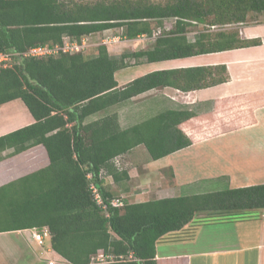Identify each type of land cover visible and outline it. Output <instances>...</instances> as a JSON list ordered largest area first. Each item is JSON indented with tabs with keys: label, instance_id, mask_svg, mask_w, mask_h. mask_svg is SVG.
Listing matches in <instances>:
<instances>
[{
	"label": "trees",
	"instance_id": "obj_1",
	"mask_svg": "<svg viewBox=\"0 0 264 264\" xmlns=\"http://www.w3.org/2000/svg\"><path fill=\"white\" fill-rule=\"evenodd\" d=\"M261 14L264 0H0V52L62 45L65 38L80 43L111 29H121L126 40L152 37L153 22L161 30L149 49L120 58L102 44L93 57L83 51L23 57L19 66L0 72V107L20 100L33 118L0 136V162L6 150L18 156L39 146L48 159L47 166L0 186V233L47 228L43 246L69 264H91L100 253L112 259L95 264H157V242L197 215L264 209V184L136 203L121 198L122 207L110 205L120 197L107 189V178L126 176L114 161L133 148L144 146L156 161L192 145L181 128L195 116L192 110L168 109L123 129L117 106L153 89L187 93L229 79L225 65L203 66L153 71L119 87L115 73L131 67L127 59L155 63L260 45L229 29L201 32L190 41L187 29L238 28ZM166 19H174L168 30ZM101 113L106 114L91 119ZM90 184L98 188L102 205Z\"/></svg>",
	"mask_w": 264,
	"mask_h": 264
},
{
	"label": "crops",
	"instance_id": "obj_2",
	"mask_svg": "<svg viewBox=\"0 0 264 264\" xmlns=\"http://www.w3.org/2000/svg\"><path fill=\"white\" fill-rule=\"evenodd\" d=\"M239 29L241 38L259 39L261 44L140 65L151 64L157 70L142 71L134 68L133 72L121 73L118 77V72L115 73L119 87L153 71L178 68L225 65L229 75L227 82L209 88L187 93L169 87L153 89L117 106L116 112L123 129L137 123L126 124L125 119H132L138 114L149 118L168 109H189L195 114L181 125L184 133L192 140L189 147L156 161L149 160L143 166L136 162L135 154L139 146L122 157L123 166L118 169L126 172V176L119 181H114L110 176L107 181L108 186L112 183L118 185L116 192L119 191L123 199L130 203L147 201L141 200L140 191L129 194L127 185L133 179L138 184L140 182L141 188L149 185L147 189L157 192L159 196L155 199L176 197L184 189L191 191L186 195H193L219 191L218 185L223 189H231L264 184V22L244 24ZM104 114H96L91 119H98ZM31 123L33 118L28 117L25 124L1 132L0 135ZM196 150H204L209 160L202 170L203 176L189 181V176L185 178L183 173L193 164L190 158L197 153ZM32 152L44 154L42 167L34 171L48 165L47 156L40 146L20 155ZM20 155L11 158H19ZM179 156L183 158L178 159ZM3 162H0V166L4 165ZM166 168L171 169L173 179L170 184L164 185L162 182L166 178L163 171ZM3 174L0 171V177ZM2 179L0 186L15 180L11 178L2 183ZM190 186H193V190L189 189ZM108 188L113 192V189ZM24 231L29 233L27 238L0 239V264H69L52 251L48 244L39 246L32 238V229L15 233ZM171 234L177 235L171 237ZM170 240L174 243H166ZM167 244H182L186 247L174 249L173 252L159 249L160 245ZM155 261L157 264H264V209L197 215L183 229L169 233L157 242Z\"/></svg>",
	"mask_w": 264,
	"mask_h": 264
},
{
	"label": "rangeland",
	"instance_id": "obj_3",
	"mask_svg": "<svg viewBox=\"0 0 264 264\" xmlns=\"http://www.w3.org/2000/svg\"><path fill=\"white\" fill-rule=\"evenodd\" d=\"M78 2H96V1H112V0H76ZM144 1H150L152 3H161L164 4L170 0H144ZM264 22V14L261 15H257V16H249V21L247 24L252 25V24H256V23H263ZM174 24V19H166L163 21V25L165 27L164 30H168L170 29V27ZM239 26V25H238ZM153 27L154 29L156 28L157 32L159 30L158 25L156 26V22H153ZM239 30V34H240V29L239 27L237 28V26H208V25H195V26H190L187 29V37L190 41H193L196 37L198 33L201 32H210V33H215V32H219V31H227V30ZM121 29H111V30H106L102 33H97L94 34L92 36L86 37L84 38L83 42H84V51L85 55L87 57H93L97 55V49L100 45L104 44L107 46L108 49V53L109 55H111L114 58H120L123 54L126 53H132V52H137V51H141V50H145V49H149L152 44H153V40L151 38L145 37V38H137L135 40H126L122 37L121 35ZM241 36V35H240ZM140 62H135L134 59L132 58H128L127 59V64L131 65L132 68H128V69H123V71H118L117 73V77L121 75V73H131L133 72L134 68H138L143 70H157L158 68L151 65V64H145L143 66H140L142 63H145L146 60L145 59H141L139 60ZM134 66V67H133ZM114 111V110H113ZM158 112V111H157ZM28 117L31 118V116L29 115V112L26 110V107L24 106V104L20 101V100H15L12 102H9L3 106L0 107V133L1 132H5L7 130L19 127L23 124H25V122L27 121ZM144 115H136L135 117H133L132 119H125V121H127L126 124H131V123H135V122H141L142 120H144ZM2 136V135H0ZM138 151L136 152V162L139 166H143L147 161L150 160L149 155L145 149L144 146H139ZM197 153H195V155H193V157H191L190 159H192L191 163H193L191 165V167H189V169H186L185 173H183V176H185V178H187L189 176V181L194 179H198L200 178V176L204 173L202 170L205 168L204 165H206L207 160H209L208 155L206 154V152L204 150H196ZM43 153L39 154L38 152H32L30 154H25L23 156H19V158H11L12 157V150H6L5 152H3L1 154V159H3V163L2 166H0V171H2L4 174L1 176L3 179L1 180L2 183H5L8 179H15L16 176L18 175H23L25 173L28 172H32L35 169H37L39 166L42 165V159H43ZM33 158V159H31ZM35 158V159H34ZM182 156H179L178 159H182ZM44 160V159H43ZM123 159L119 160L120 166H123ZM34 162V163H33ZM195 164V165H194ZM42 167V166H41ZM152 169H154L152 167ZM171 169L169 170V168H166V170L163 171V174L165 176V182H162V184L166 185V184H170V182L172 181L173 177H171ZM7 173V175H6ZM9 173H12V175H9ZM27 175V174H25ZM23 175V176H25ZM134 175V174H133ZM11 176V177H9ZM203 176V175H202ZM0 177V178H1ZM9 177V178H8ZM138 181L135 179H133L132 181H130L127 185L128 190H129V194L131 192L134 191H140L139 193H141V200H151V199H155L157 196H159V194L153 193V189H147L148 186H144L143 188H141V186H139V184L137 183ZM161 184V185H162ZM219 184V183H216ZM19 184L14 185L15 187H18ZM201 186L203 184H200ZM108 186V185H107ZM110 189H113V193H114V197H120V198H124L122 196H120L118 192H116L118 190V185H114L113 183L109 186ZM107 187V189L109 190V188ZM218 187L220 188V190H224L223 187L221 185H218ZM115 188V189H114ZM193 186H190L189 189H192ZM217 190V189H215ZM122 191V190H120ZM123 192V191H122ZM172 192V191H171ZM181 193L178 194L179 195H186L188 192H191L189 190L184 189L183 191H180ZM144 193V194H143ZM12 196H14V194H12ZM31 234V233H30ZM174 235L177 234H171L169 236L173 237ZM28 237L29 233L27 231H24L22 233H15L12 232L10 234H2L0 235V239H6V238H23V237ZM167 242H173V240L170 241H166ZM173 245V246H171ZM159 249H167L170 252H173V250H179L180 248H184L186 246L182 245V244H167V245H160ZM97 261V259L95 258L94 260H92L91 264H95Z\"/></svg>",
	"mask_w": 264,
	"mask_h": 264
},
{
	"label": "built area",
	"instance_id": "obj_4",
	"mask_svg": "<svg viewBox=\"0 0 264 264\" xmlns=\"http://www.w3.org/2000/svg\"><path fill=\"white\" fill-rule=\"evenodd\" d=\"M161 33V30L159 29L157 32H154L151 38L152 40L155 39V37ZM147 36H142L141 38H145ZM84 40L82 39L80 43H77L75 41H70L68 38L63 39L62 45H44V46H36L33 48H30L24 53L17 52L14 50H9L6 52H0V72L5 69H13L16 66L20 65V62L23 57H29V58H45V57H55L59 55L60 53H69L74 54L78 53L80 51H84ZM120 159H116L114 161L116 167L120 166L119 163ZM90 189L92 191V194L94 196V199L98 205L103 204L102 197L100 195V192L98 188L94 184H90ZM113 207H122L123 201L121 198H115L110 203ZM103 208H106L104 205ZM50 237L49 231L47 228H44L42 230L32 229V238L34 241L39 245L43 246L45 240ZM97 259L96 263H104L106 260L112 259V257L104 256L102 253L98 254L96 257L93 258Z\"/></svg>",
	"mask_w": 264,
	"mask_h": 264
}]
</instances>
